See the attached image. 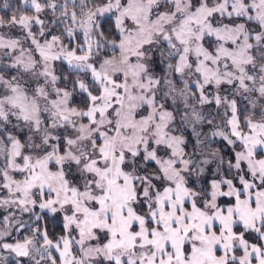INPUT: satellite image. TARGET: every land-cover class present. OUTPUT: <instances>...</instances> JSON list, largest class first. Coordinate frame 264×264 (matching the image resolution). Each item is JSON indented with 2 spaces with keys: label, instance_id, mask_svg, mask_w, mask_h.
I'll return each instance as SVG.
<instances>
[{
  "label": "snow or ice",
  "instance_id": "6c2138e0",
  "mask_svg": "<svg viewBox=\"0 0 264 264\" xmlns=\"http://www.w3.org/2000/svg\"><path fill=\"white\" fill-rule=\"evenodd\" d=\"M0 264H264V0H3Z\"/></svg>",
  "mask_w": 264,
  "mask_h": 264
},
{
  "label": "trees",
  "instance_id": "16d2710c",
  "mask_svg": "<svg viewBox=\"0 0 264 264\" xmlns=\"http://www.w3.org/2000/svg\"><path fill=\"white\" fill-rule=\"evenodd\" d=\"M3 2V0H0V3H2ZM13 2H14V0H13ZM50 228H51V226H50Z\"/></svg>",
  "mask_w": 264,
  "mask_h": 264
}]
</instances>
